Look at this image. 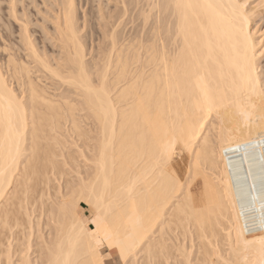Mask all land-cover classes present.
I'll return each instance as SVG.
<instances>
[{"label": "bare ground", "instance_id": "6f19581e", "mask_svg": "<svg viewBox=\"0 0 264 264\" xmlns=\"http://www.w3.org/2000/svg\"><path fill=\"white\" fill-rule=\"evenodd\" d=\"M247 1L121 0L91 55L75 0H0V264H104V233L121 264H193V247L195 264H264V42ZM130 6L153 17L144 37L117 30Z\"/></svg>", "mask_w": 264, "mask_h": 264}, {"label": "rangeland", "instance_id": "374dc122", "mask_svg": "<svg viewBox=\"0 0 264 264\" xmlns=\"http://www.w3.org/2000/svg\"><path fill=\"white\" fill-rule=\"evenodd\" d=\"M50 1H52V0H50ZM120 1L121 0H75V2H76L75 3L76 10H77L76 11L77 12L76 14L78 16L77 18H78V23H79L78 25L80 26V33L82 34V38H83L82 40H84L83 42H85L84 44H85V48L87 49L86 50L87 53H90L91 52V55L92 54L94 55V53H97L99 51V49L101 48V47L99 48V46H103V44L101 43V42H103V37H101V35L103 34L102 31L106 30L105 27H107V29L109 28V24L112 23V20L110 21V19H114L112 17H116L115 15L118 14L119 8H120ZM262 1L264 2V0H250V1L248 0L247 1L248 4H246V7L252 8V7H257L258 6V11H257L258 14L257 13H256L257 15L254 14V17H253L254 18V21L251 23V25H252V27H255L257 29V31H259V34L260 33L261 34L263 33V36H261V40L264 42V40H263L264 39V8H263L264 7V3ZM143 2L144 1H142V3ZM262 5H263V7H262ZM128 8H127V11L128 10L130 11L131 9L132 10L130 12L128 11L129 13L126 11V13L123 15V18L124 19L121 18L122 23H121V21H119L121 23V25H117V24H116L117 26L115 25L117 27V30L118 31L121 30L124 34H128V33L134 32V31H137L138 32L141 29V30H143L142 36L144 37L145 32L147 31V29L150 26V24H149L150 23V19L153 20V17L148 18L149 19V21H148L149 23L146 22L147 23L146 24L144 22V18L143 17L141 18V15L142 14L140 12H137L138 9H136V8L134 9L133 6H130ZM133 10H134V12H133ZM259 11H262V12H259ZM101 13L103 15H101V17H99V14H101ZM139 13H140V16H139ZM144 13H145L144 16H146L147 15L146 12H144ZM131 14H133V15H131ZM134 14L136 16L138 15L139 19ZM134 16H135V18H134ZM132 19L133 20L136 19V20L133 21ZM137 19H138V21H137ZM124 20L127 21V24H125L126 22ZM128 22L130 24H128ZM131 22H132V25H131ZM139 23H141V24H139ZM141 25L143 26V28H141L142 27ZM101 26L104 28L103 30H102V27ZM115 26H114V28H116ZM128 36H129V34H128ZM259 51L261 52L260 53L261 56L259 55V57H258V60H259V65H258L259 68H258V70L260 69V73H263L264 72L263 71L264 70V43L262 44V46H261V48H260ZM87 58H90V56L88 55ZM260 63H261V66H260ZM93 80L96 83L98 82V79L96 77H93ZM212 120L215 121V119H212ZM86 127L89 128V126H86ZM67 138H69V137H67ZM67 138L65 137L64 139H67ZM67 140H68V142H67ZM67 140H66V142L68 144L66 143V146H68V149L69 150L72 149L71 151H73V149H74L75 151H73V153L76 156H78V159H80V161H82V159L80 157V153L77 151L78 149L73 145V139L72 138H69ZM69 140L72 142V143H70L71 146L69 145V142H70ZM78 145H79V143H78ZM182 154H183V157H182ZM180 155H181L182 159L183 158L184 159L181 160V157H179L180 159L179 158H176V160L177 159L178 160H181V162L183 163V165L181 164L182 165L181 166L180 165L181 162H179L177 160L178 161L177 163H179L177 165V169L179 167V169H178L177 172H179V170L181 169L180 171H181V173H183V176H184L185 173L183 171H185L184 170V167L187 166V164H188V157H186V154L184 152H181ZM184 162H187V163L185 164ZM66 169H68L67 171L69 172V175L73 177V179H75V176H76V174H75L74 171H76L77 169H79L80 171H83L81 168H79V166L78 167H75V168L74 167H66ZM71 171H72V173H71ZM181 173L179 172L178 174L180 175ZM180 176L182 177V175H180ZM196 179H197V181L194 182L193 183V186H191V187L196 188L195 186H197L198 189H196L197 190L196 191V190H194V189L191 188V190H192V192H194L193 194L198 195L197 193H200L199 191H201L200 190L201 184H200L199 179L198 178H196ZM182 180H184L183 177H182ZM57 183L58 182H56V184ZM195 183H197V184H195ZM198 183L200 184V186H199ZM60 185H62V183ZM53 193H54V191L51 190V194L52 195H53ZM78 212H79L80 215H83L85 217H91L92 216V213H94L93 210L91 209V207L88 206L86 204V202H84V201H83V203H80V206L78 208ZM42 228H43L42 229V233L45 232V235L46 234H49V232H51V230H49L51 227L50 228L47 227L48 230L44 226ZM0 234H6V231H2L1 232V230H0ZM104 234H105V239H104L105 247L102 248L103 250L101 249V252L102 253H105V254L108 253V255H109V259L105 260V263L106 264H118L117 258L119 259V257L117 255V251L113 247L112 239L108 236L109 233H104ZM191 234H193V233H191ZM171 235H173L175 237H180L176 231L175 232H172ZM177 239H179V238H177ZM195 243L198 244L197 241ZM188 244L189 243H187V245ZM195 255H196V248L194 249V247H193V249H192V257L194 258V259L192 258L193 264L196 263L195 262Z\"/></svg>", "mask_w": 264, "mask_h": 264}, {"label": "built area", "instance_id": "2783aa9c", "mask_svg": "<svg viewBox=\"0 0 264 264\" xmlns=\"http://www.w3.org/2000/svg\"><path fill=\"white\" fill-rule=\"evenodd\" d=\"M248 215L246 212H241L240 214L244 232L248 235L259 233L261 231L260 224L256 219L253 220Z\"/></svg>", "mask_w": 264, "mask_h": 264}, {"label": "crops", "instance_id": "0c3cea01", "mask_svg": "<svg viewBox=\"0 0 264 264\" xmlns=\"http://www.w3.org/2000/svg\"><path fill=\"white\" fill-rule=\"evenodd\" d=\"M108 259H109V257H108ZM107 260V259H106ZM117 261H118V264H120L121 263V261L117 258ZM105 262V261H104ZM104 264H106V263H104Z\"/></svg>", "mask_w": 264, "mask_h": 264}]
</instances>
